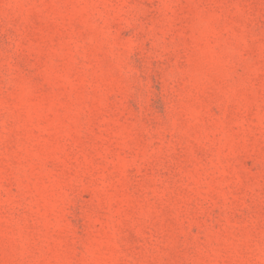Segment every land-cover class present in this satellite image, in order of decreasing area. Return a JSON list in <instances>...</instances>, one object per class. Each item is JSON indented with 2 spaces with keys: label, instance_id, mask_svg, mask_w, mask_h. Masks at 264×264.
Returning a JSON list of instances; mask_svg holds the SVG:
<instances>
[{
  "label": "rangeland",
  "instance_id": "rangeland-1",
  "mask_svg": "<svg viewBox=\"0 0 264 264\" xmlns=\"http://www.w3.org/2000/svg\"><path fill=\"white\" fill-rule=\"evenodd\" d=\"M0 264H264V0H0Z\"/></svg>",
  "mask_w": 264,
  "mask_h": 264
}]
</instances>
